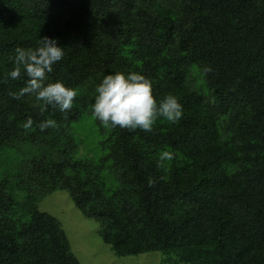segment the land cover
Instances as JSON below:
<instances>
[{
    "label": "trees",
    "instance_id": "16d2710c",
    "mask_svg": "<svg viewBox=\"0 0 264 264\" xmlns=\"http://www.w3.org/2000/svg\"><path fill=\"white\" fill-rule=\"evenodd\" d=\"M42 36L65 51L49 81L78 96L41 111L9 95L26 77L0 82V264H79L38 207L57 190L116 257L264 264V0H0V81ZM130 71L158 102L178 98L177 124L107 129L91 116L96 83ZM47 118L58 126L41 132Z\"/></svg>",
    "mask_w": 264,
    "mask_h": 264
},
{
    "label": "clouds",
    "instance_id": "9594fccd",
    "mask_svg": "<svg viewBox=\"0 0 264 264\" xmlns=\"http://www.w3.org/2000/svg\"><path fill=\"white\" fill-rule=\"evenodd\" d=\"M64 48L55 38L39 37L34 48L17 47L12 57L13 66L8 71L4 81L27 78L26 85L19 91L9 92V95L20 100L31 96L36 106L45 111L49 106L66 113L73 108L78 96V90L68 87L62 80L49 81V74L54 66L64 58ZM204 73L212 71L210 66L203 69ZM91 116L102 127L107 129L136 130L151 132L157 120L177 124L183 117L184 109L178 98L173 94L164 96L159 102L153 95L152 83L137 71L115 72L103 75L94 87L93 102L90 105ZM33 120L28 118L23 124L26 130H31ZM57 121L47 118L37 125L41 132L56 128ZM174 154L164 151L159 159L172 160ZM151 184L152 181H149Z\"/></svg>",
    "mask_w": 264,
    "mask_h": 264
},
{
    "label": "rangeland",
    "instance_id": "374dc122",
    "mask_svg": "<svg viewBox=\"0 0 264 264\" xmlns=\"http://www.w3.org/2000/svg\"><path fill=\"white\" fill-rule=\"evenodd\" d=\"M40 210L54 216L69 242L79 264H163L161 252L138 256L116 257L98 236V224L84 217L65 191H54L38 201Z\"/></svg>",
    "mask_w": 264,
    "mask_h": 264
}]
</instances>
